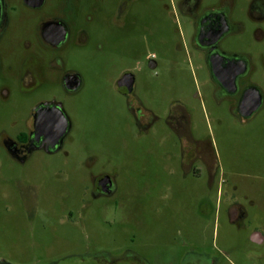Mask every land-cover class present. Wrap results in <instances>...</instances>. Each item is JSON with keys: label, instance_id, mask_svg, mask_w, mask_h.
Here are the masks:
<instances>
[{"label": "rangeland", "instance_id": "1", "mask_svg": "<svg viewBox=\"0 0 264 264\" xmlns=\"http://www.w3.org/2000/svg\"><path fill=\"white\" fill-rule=\"evenodd\" d=\"M94 2L87 0L86 9L101 18L83 30L85 43L75 29L61 54L64 70L84 78L78 93L62 89L59 69L40 65L57 53L36 43L29 50L4 46L13 70L4 67L0 79V137L26 131L42 101L61 103L72 128L61 151H35L24 164L0 146V264H75L74 256L102 250H128L140 264H184L192 257L198 264H258L254 257L264 247L251 234H264V105L242 120L236 102L219 94L195 41L198 19L180 8L182 0H103L101 10ZM252 2L201 0L198 16L231 4L230 18L243 29L221 48L250 60L249 82L264 96V21L251 15ZM123 4L127 14L117 28L104 16ZM24 32L18 27L12 36ZM26 62L38 83L17 81ZM126 69L135 76L129 96L118 87ZM149 113L156 122L145 130L137 119ZM185 115L188 127L173 129V117ZM209 148L213 178L210 163L191 160ZM103 175L114 178L117 191L95 199L94 181ZM234 200L249 213L242 228L231 222Z\"/></svg>", "mask_w": 264, "mask_h": 264}, {"label": "flooded vegetation", "instance_id": "2", "mask_svg": "<svg viewBox=\"0 0 264 264\" xmlns=\"http://www.w3.org/2000/svg\"><path fill=\"white\" fill-rule=\"evenodd\" d=\"M49 2H51V0H18V2L16 1L14 3L11 0H0V79L4 67L7 66L9 71L13 70L12 60L6 59L4 55V46H12V44L15 43L18 44V46L21 45L25 50H29L32 44L36 43L43 49V52L57 53L56 58L52 57V59L47 58L44 59V61L41 60L40 65L52 72L59 69L62 73L60 79L62 89L67 94H75L83 89L84 78L76 70H64L65 62L61 54L72 41L75 29L83 33L86 26L93 23L94 19L97 20L101 18V14L97 17L95 11L91 9L87 10V0H56V8L51 11H45L44 9ZM102 2L103 0H95L94 3L98 7L97 10H101ZM126 4H123L121 10L115 11V15L111 17L104 16V18L112 20V23L115 24L117 28H123L122 21L125 19L128 8ZM200 5L201 0H182L180 8L195 15L198 19V30L195 41L198 48L206 55L209 72L217 91L224 98L234 100L236 102L235 113L237 116L242 120H248L264 105L263 96L261 107L251 117L245 118L240 113L241 102L248 89L253 86L249 82L253 71V65L247 57L229 54L221 48L222 41L230 34L241 31L243 29L242 25L231 20V4L227 3L224 6L208 8L201 16H198ZM20 7L24 8L25 11L21 12ZM24 13L26 14L24 15ZM251 15L257 21H264V0H253ZM78 18H80L83 23H76ZM226 26L228 27L227 32L220 35L225 30ZM18 27L21 31L23 27H25V32L23 35H20L19 38L13 37L12 33ZM29 27L32 33H35L34 36H29L27 30ZM82 36L83 43H85L87 39L85 33H83ZM217 37L218 39H216ZM99 47L102 48V44H99ZM219 55H222L224 58L221 59L217 57ZM33 61H36V59L34 56H31L29 62L32 63ZM244 63L247 65L246 70L238 73ZM149 65L152 68L156 66L152 58L149 61ZM218 75H221L226 82L221 81ZM234 75H236L235 84L232 86L228 79ZM40 79V75H38L34 68H30V64L26 62V69L21 78L17 81L33 85L38 83ZM129 82L133 83L131 92H127V85ZM1 83L0 80V85ZM134 86L135 76L129 69H126L118 81V87L124 95L129 96L134 92ZM2 90L6 94L11 91L9 86L6 85L3 86ZM55 104L61 103L55 101H42L36 104L35 107H33L31 118H29L27 122L26 131L20 132L17 136H11L6 131L2 133L0 137V146L11 160L16 163L24 164L35 151L42 150L47 154H53L62 150L64 141L70 134L72 122L64 106L61 104L65 116H68L70 120L71 127L62 144L53 147L52 145L55 143V130L52 129L53 125L58 123L56 125L61 126V123H63L62 116L56 110ZM149 114H151L149 117L150 119L143 120L140 117L137 119L139 126L145 130L150 129L156 122L154 114ZM16 124V121L11 123V125ZM170 124L176 131L185 129L186 126L188 127L187 117L186 115L184 117H173ZM195 142L194 140V143ZM198 144L199 143H195L196 148L201 145ZM196 151V154L191 160H202L208 164L210 163V173L213 178V158L210 153V148L206 152L198 151V149ZM116 191L117 186L113 177L103 175L95 179L93 191L95 199L103 196H113ZM229 215L231 217V222L238 225L239 228H242L243 223L249 218V213L245 206L236 200L230 203ZM251 240L256 245L264 247V234L260 231L255 230L251 234ZM127 251L128 250H121L113 253L102 250L94 255H78L73 258L76 260L75 264H140L136 262L135 256L128 254ZM254 258H256L258 264H264V250H261ZM184 264H198V262L192 257L185 261Z\"/></svg>", "mask_w": 264, "mask_h": 264}, {"label": "water", "instance_id": "3", "mask_svg": "<svg viewBox=\"0 0 264 264\" xmlns=\"http://www.w3.org/2000/svg\"><path fill=\"white\" fill-rule=\"evenodd\" d=\"M228 27H225V30L220 34H224L225 32H227ZM219 35V37H220ZM218 39V37L216 38ZM219 58H224L222 55L217 56ZM247 65L244 63L242 65V68L239 70L238 73L244 72L246 70ZM218 78L221 81L226 82L223 77H221V75H218ZM235 78L236 75L229 77L228 81H230L231 85L234 86L235 84ZM133 87V83L129 82L127 85V92H131ZM263 103V95L260 91V89H258L255 86H252L248 89V91L245 94L244 99L241 102V106H240V113L241 115H243L245 118H249L251 117L256 111L259 110V108L261 107ZM56 106V110L61 114L62 119H63V123H61L60 125H56L58 123H55L53 125V128L55 130V143L52 145L53 147L56 145H61L64 138L67 136L68 132L70 131V120L68 118V116L66 117L63 111V107L61 104H55Z\"/></svg>", "mask_w": 264, "mask_h": 264}]
</instances>
